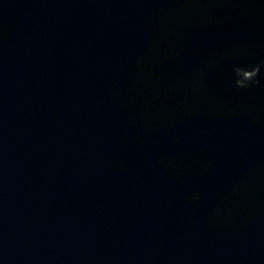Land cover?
I'll use <instances>...</instances> for the list:
<instances>
[{"label":"water","instance_id":"obj_1","mask_svg":"<svg viewBox=\"0 0 264 264\" xmlns=\"http://www.w3.org/2000/svg\"><path fill=\"white\" fill-rule=\"evenodd\" d=\"M0 264H264V0H0Z\"/></svg>","mask_w":264,"mask_h":264},{"label":"bare ground","instance_id":"obj_2","mask_svg":"<svg viewBox=\"0 0 264 264\" xmlns=\"http://www.w3.org/2000/svg\"><path fill=\"white\" fill-rule=\"evenodd\" d=\"M247 75H250V72H247V73H246V76H247Z\"/></svg>","mask_w":264,"mask_h":264},{"label":"flooded vegetation","instance_id":"obj_3","mask_svg":"<svg viewBox=\"0 0 264 264\" xmlns=\"http://www.w3.org/2000/svg\"><path fill=\"white\" fill-rule=\"evenodd\" d=\"M247 76H249V75H247Z\"/></svg>","mask_w":264,"mask_h":264}]
</instances>
